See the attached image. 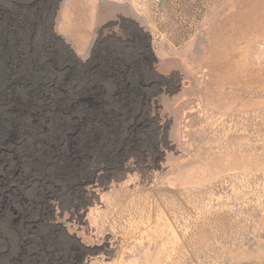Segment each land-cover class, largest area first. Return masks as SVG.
<instances>
[{
	"label": "rangeland",
	"instance_id": "obj_1",
	"mask_svg": "<svg viewBox=\"0 0 264 264\" xmlns=\"http://www.w3.org/2000/svg\"><path fill=\"white\" fill-rule=\"evenodd\" d=\"M51 1L83 62L96 43L140 74L150 37L151 109L115 114L118 159L87 155L76 185L42 142L91 114H0L34 131L0 135V264H264V0Z\"/></svg>",
	"mask_w": 264,
	"mask_h": 264
},
{
	"label": "trees",
	"instance_id": "obj_2",
	"mask_svg": "<svg viewBox=\"0 0 264 264\" xmlns=\"http://www.w3.org/2000/svg\"><path fill=\"white\" fill-rule=\"evenodd\" d=\"M55 9L51 0H16L11 6H2L0 0V114H66L72 108L91 114L86 116L87 131L75 142L55 128L45 136V146L39 145L43 156L60 148L62 176L76 185L87 176L80 170L87 155L97 153L107 163L118 159L115 140L108 134L115 114H150L152 93L145 81L156 74V58L146 36L145 54L140 59V67L145 65V69L140 74L132 62L97 53L96 43L83 62L54 31ZM82 96L91 104L84 105ZM9 103L15 108L13 113L5 107ZM19 118L0 117V135L10 134L8 125L14 123L15 130L34 134L32 126L20 124ZM144 120L149 121L148 117ZM134 135L125 138L123 145L128 141L141 145V138ZM72 146L77 157L70 153Z\"/></svg>",
	"mask_w": 264,
	"mask_h": 264
},
{
	"label": "crops",
	"instance_id": "obj_3",
	"mask_svg": "<svg viewBox=\"0 0 264 264\" xmlns=\"http://www.w3.org/2000/svg\"><path fill=\"white\" fill-rule=\"evenodd\" d=\"M74 47H75L77 53L80 55L84 56L87 53V49H86L84 44L83 45H74Z\"/></svg>",
	"mask_w": 264,
	"mask_h": 264
}]
</instances>
